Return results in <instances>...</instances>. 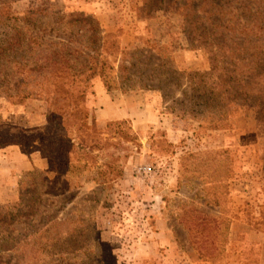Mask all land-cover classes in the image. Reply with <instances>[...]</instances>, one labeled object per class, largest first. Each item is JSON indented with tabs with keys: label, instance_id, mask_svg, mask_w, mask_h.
<instances>
[{
	"label": "rangeland",
	"instance_id": "374dc122",
	"mask_svg": "<svg viewBox=\"0 0 264 264\" xmlns=\"http://www.w3.org/2000/svg\"><path fill=\"white\" fill-rule=\"evenodd\" d=\"M147 1L0 0L4 15L24 17L39 10V20L32 24L40 29L27 25L32 34L41 31L46 40H62L84 51L82 62L99 55L86 48L95 29L86 26L82 32L79 23L68 29L67 22L81 15L92 17L107 44L100 57L106 60L105 70L97 60V69L79 68L76 77L66 79L79 106L73 120L66 122L75 150L66 174L63 168L60 174L30 171L36 173L33 184L43 194L41 205L46 209L34 229L49 240L73 234L75 250H64L68 264H264V127L250 103L235 105L225 120L214 122L191 115L190 105H181L182 93H190L187 81H181L180 91L167 83L166 98L137 82L140 74L164 73V81L171 82L174 70L187 74L211 70L206 50L189 49L180 17L141 12ZM13 34L11 26H0V44ZM150 53L170 66L149 62ZM120 61L137 64L131 69L137 74L134 81H125ZM97 80L114 100L125 98L131 111L139 109V102L142 111L146 103L155 106L154 117L148 111L137 112L139 118L123 120L122 126H117L120 121L98 120ZM207 83L209 88L218 87L216 77ZM153 93L161 97L158 104L157 98H150ZM46 99L14 104L0 92V135L22 144L0 149V168L7 164V156L14 159L15 151L25 150L29 158L42 156L39 141L29 146L25 139L29 131L39 130L46 144L52 137H64L57 122L48 124ZM30 172L18 175L14 186L4 172L1 205L20 203V183ZM46 178L57 180L56 186ZM234 180L236 188L231 191L229 183ZM53 220L57 224L51 228ZM27 234H33L31 227ZM8 258L12 264L19 258L22 264H54L58 259L32 247Z\"/></svg>",
	"mask_w": 264,
	"mask_h": 264
},
{
	"label": "trees",
	"instance_id": "16d2710c",
	"mask_svg": "<svg viewBox=\"0 0 264 264\" xmlns=\"http://www.w3.org/2000/svg\"><path fill=\"white\" fill-rule=\"evenodd\" d=\"M147 2L146 8L144 7L141 12L146 14L153 11L169 12L180 17L182 32L186 35L189 49L206 50L210 57L211 70L209 73L189 74L174 70L175 75L171 82L164 81V73L153 72L147 76L140 74L137 82H141L145 89L162 92L166 98L164 87L168 86L167 83L176 85L180 91L183 87L181 81H187L190 93H182L184 100L181 105H190L191 115L198 113L205 119L212 118L214 122L225 120L235 105L244 107L250 103V107L255 109L258 120L264 127V0ZM39 14V10L24 17L0 13V26H11L14 31L10 38L0 44V92L14 104H22L33 98H47L50 111L48 124L57 122V127L65 132L64 137L57 140L52 137L48 140L50 144H46L44 135L35 129L29 131V136H25V139L29 140V146L36 142L35 139L39 141L41 155L49 165L46 174H60L62 168L66 169L64 172L66 174L71 168L70 155L75 150V144L72 143L74 139L69 136L66 122L73 120L79 111V106L74 101L73 90L67 81L76 77L79 68L84 71L97 69V60L99 64L102 63V71L105 70L106 60H100V57L106 51L107 44L105 37L98 35L100 25L92 17L83 18L81 15L80 19L67 22L68 29H72L75 23L83 25L79 28L82 32L86 26L95 29L96 35L94 31L92 35L94 40H89L86 48L90 52H99V55L97 57L89 55L87 60L82 62L80 57L84 51L73 49L62 40L58 42L46 40L45 37H41V31L32 34L29 26L33 25V20L36 22L39 20L37 18ZM69 17L75 18L73 15ZM56 25L58 23L54 24L53 29L57 27ZM33 26L40 29L37 24ZM89 60H93L90 62L92 64H87ZM153 60L163 67L170 66L169 62L150 53L148 61ZM124 62L120 61L118 68L125 71V81L132 82L137 74L131 69L137 64L127 62V65ZM213 77L218 80L217 88L208 86L207 79ZM60 100L62 104L59 105ZM95 123L96 119L93 118V124ZM124 124L123 121L117 122V126ZM13 145L22 144L8 136L0 135V149ZM22 151L29 155L25 150ZM35 175L36 173L30 172L21 181L20 203L16 207L0 204V264H12L8 255L11 253L20 255L29 247L37 253L41 249L54 253L58 257L54 264H68V259L64 258L67 255L64 250H75V244L70 242L73 234L68 233L64 239L54 237L49 240L42 237L40 230L34 229L35 223L46 214L44 205H41L45 201L40 199L43 194L33 184ZM29 181H32L31 185ZM45 181L52 187L58 182L49 181L47 178ZM56 224L57 222L53 220L51 228ZM30 227L33 234L27 237ZM22 261V258H19L15 264H22Z\"/></svg>",
	"mask_w": 264,
	"mask_h": 264
},
{
	"label": "crops",
	"instance_id": "0c3cea01",
	"mask_svg": "<svg viewBox=\"0 0 264 264\" xmlns=\"http://www.w3.org/2000/svg\"><path fill=\"white\" fill-rule=\"evenodd\" d=\"M95 90H96V97H95V105L96 107H100V110L97 111V119L100 121H123L127 119H132L133 121L139 116L135 115L137 112H149L151 116L154 114L153 112L156 110V107L151 105L150 103H146V106L144 107L145 110L142 111L140 107H142V102H139V109L134 108L131 111L130 106L127 104L125 101V98H120L118 100H114L113 96L108 93V91L105 89L104 84L100 81L97 80L95 81ZM157 98V100H154L155 104H158L160 102V98L158 96V93H153L150 98ZM133 99V98H132ZM142 105V106H141ZM136 107V106H135ZM154 110V111H153ZM133 114V115H132ZM142 116V115H141ZM156 117V114H155ZM139 120V119H138ZM140 121V120H139ZM141 122V121H140ZM1 152H0V157H1ZM13 157L7 156V164L5 166H2L0 168V180L4 176V172H6L5 178L9 179V182L11 184H17L18 182V175L21 173L25 172H30L33 169H41V170H48L49 165L46 159H44L42 156L38 155L35 156V158H29L28 156L24 155L22 152H13L12 153ZM14 162V164H13ZM236 181L234 180V184L232 181H230L229 189L232 191L234 188H236ZM3 185H1L0 188V196L3 193H1L3 190L6 188H2ZM13 192V191H11ZM235 192H233L234 195Z\"/></svg>",
	"mask_w": 264,
	"mask_h": 264
}]
</instances>
